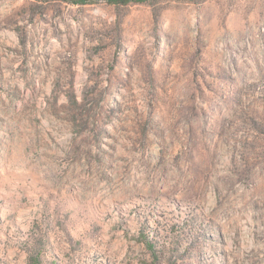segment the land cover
Wrapping results in <instances>:
<instances>
[{"label": "rangeland", "instance_id": "obj_1", "mask_svg": "<svg viewBox=\"0 0 264 264\" xmlns=\"http://www.w3.org/2000/svg\"><path fill=\"white\" fill-rule=\"evenodd\" d=\"M0 264H264V0H0Z\"/></svg>", "mask_w": 264, "mask_h": 264}, {"label": "trees", "instance_id": "obj_2", "mask_svg": "<svg viewBox=\"0 0 264 264\" xmlns=\"http://www.w3.org/2000/svg\"><path fill=\"white\" fill-rule=\"evenodd\" d=\"M59 1H63L66 3H71L74 5H84V4H89V2L92 1H98V0H59ZM104 2H106L109 5H114V6H119V5H128L131 3H141L143 2V0H103Z\"/></svg>", "mask_w": 264, "mask_h": 264}]
</instances>
